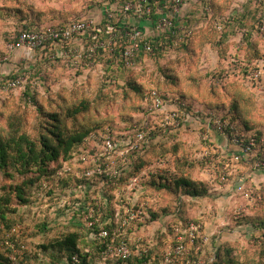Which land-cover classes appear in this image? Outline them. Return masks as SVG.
Listing matches in <instances>:
<instances>
[{"label":"trees","instance_id":"16d2710c","mask_svg":"<svg viewBox=\"0 0 264 264\" xmlns=\"http://www.w3.org/2000/svg\"><path fill=\"white\" fill-rule=\"evenodd\" d=\"M114 1L106 0L99 5L101 7ZM119 1L125 3L128 0ZM243 1L245 4H242L240 0H197L196 5L199 6L197 14L187 17L182 12L177 19L171 17L174 23L173 29L156 33L154 26L164 0H151L150 15L141 17L131 13L134 20L129 25H127L128 17L121 14L114 21L103 20L97 31L90 36L75 39L73 43L55 45L47 43L33 53L24 52L27 61L15 63L13 69L6 71L2 65L8 61L11 62V58L15 57L17 53L10 46L15 44L23 33L42 32L48 27L65 26L85 17L67 22L42 24L28 21L22 16L18 18L20 17L19 13L14 10H12L14 18L13 15L12 18H6L0 10V22L3 23L0 25L7 30L4 33L0 31V86L5 87L18 79L25 80L23 85L15 91L9 90L17 93V96L12 94L6 99L1 96L3 92L0 90V102H2L0 105V224H10L11 216L17 212L15 205L29 208L33 204L41 202L46 205L47 210L41 231L47 233L46 231L50 228L48 224L51 219L50 212H54V208L57 212L69 211L70 217L74 220L70 218L74 222L70 226L77 230L61 235L48 246H42L45 251L52 253V264H121V262L111 261V257L106 255L107 246L98 240L101 229L99 227L88 229L82 225L87 209L97 208V203L105 204L104 198H107L105 214L112 217L118 205L114 192L128 186L135 178L141 181V189L137 191L140 196L148 195L149 192L160 195L169 192L176 196L182 195L196 200L208 198L211 190L214 189L211 180L209 178L208 182H206L207 180H196L191 173L197 169V165L206 168L207 173L216 163L223 167L227 165V162H232L231 164L237 166L234 161H231L234 150L229 148L228 151L221 154L214 152L202 163L196 162L195 156L198 153L200 158L206 149L219 150L212 140L211 129L205 125L204 129L209 131L208 138L206 141H202L197 138L198 131L193 127H184L175 131L169 125L162 128L163 114L158 118L146 114L145 99L148 93L154 89L160 91L165 100L169 96L172 100L186 103L192 117L200 118L201 116L197 113L202 111L204 114L202 119L209 117L210 113L227 119L229 126L226 129L225 138L229 146L236 137L246 145L254 142L253 161L245 159L240 165H254L257 161L264 162V123L255 118L258 109L256 98L259 97L258 99L263 102L264 93L258 90L259 82L251 83L253 72L264 64V52L259 50V44L256 42L258 38L264 37V0L260 4L259 0ZM89 16L92 14L86 17ZM6 22L9 23L6 24ZM125 25L129 29H132L133 25L143 29L147 33L146 42L150 43L154 49L151 58L144 55L138 58L136 68L139 66L142 69L144 65L154 61L155 67L172 86H179L181 79L174 74L173 64H163L164 62L182 64L187 67L185 59L177 57L179 54H186L191 59H196L197 63L201 56L203 64L205 56L202 53L206 54V51L217 48L220 63L215 68L207 69L205 77L208 78L211 87L220 88V92H213V97L218 101L203 103L195 98L192 91L184 93L169 90L159 85L162 82H159V86L156 88L148 90L144 84L131 76L135 69L126 67L124 52L130 42L124 40L112 54L109 49H100L92 63H94L95 69L102 73L100 78L101 97L110 98L108 96L110 89L117 87L121 89L123 98L128 101L138 99L140 106L136 109L134 107V109L139 116L137 118L128 116L129 119H124L125 124L122 126H115L112 123L104 125L100 120H94V103H91L87 98L80 99L78 102H69L63 93L68 87H74L84 82V79L81 78L89 75L85 71L89 70V65L82 66L81 64L77 69H70L68 64H72L74 58L73 56L64 57L62 53L67 50L71 51L75 46L81 44L86 46L94 38L102 39L107 36L110 30L119 29ZM15 29L19 31L15 34L11 33ZM236 39H241V41L244 39L243 42L248 45L250 51L244 58L239 56L242 52L244 53L242 45L237 46V52L233 54L231 43ZM177 59L182 60L181 63H178L179 60L176 62ZM72 70L75 71V74ZM198 73L196 72V76L190 78L200 85L203 77ZM17 90L20 91L16 92ZM106 90H108L107 94L104 93ZM57 95L59 98L55 100ZM262 95L263 98L260 97ZM15 101H18V104L13 112L8 114L3 111L6 107H12V104L14 106ZM30 111L36 113V123L32 132L28 131ZM1 121L5 123L3 124ZM142 122H144V126H142ZM135 125H141L143 131L146 126H149L152 129V134H147L146 141L140 151L130 154L129 168L123 171V176L119 180L110 178L105 184H102L98 178L94 180L80 179L68 177L69 175L65 173L64 169L71 166L76 155L87 149L85 139L92 132L111 127L119 140L122 137L136 135ZM186 132H191L196 139L195 145H189L187 148L177 139L179 134ZM183 147L186 149H184L187 152L186 155L180 154L183 152ZM240 155H243L242 151H240ZM162 161H167L165 172L160 166ZM45 184L51 186L50 191L45 189ZM84 185L89 189L80 194L78 198H71L63 207L64 201L57 193L78 190ZM133 191L134 189L129 193L132 199L135 197V191ZM101 193L104 198L100 197ZM138 203L140 204V202ZM170 208L169 206L167 210ZM151 211H145L128 228L127 240L133 252L132 264H166L154 241L147 248L148 252L144 254L143 244H137V240L133 237L134 233L140 235V231H143L142 227L157 218V214L151 213ZM37 217L39 216L37 215ZM184 221L186 222V220ZM260 225L264 226V221ZM187 226L188 222L181 224L180 227L176 225L172 227L171 235L174 236V245H177V239L180 236L184 238L185 242H188ZM105 228L113 231L116 229V225L113 222ZM149 241L147 240L145 245H148ZM13 243L16 249L17 247L20 250L23 248L19 243L18 235L13 238ZM10 250L14 252L9 247L0 248V264H35L30 261L28 256L24 260L18 258L17 262H14L10 258ZM259 251L260 260L256 264H264V245ZM15 257L17 258V256ZM227 257L229 258H225L218 252L213 264H245L239 259L230 258L229 253Z\"/></svg>","mask_w":264,"mask_h":264},{"label":"rangeland","instance_id":"374dc122","mask_svg":"<svg viewBox=\"0 0 264 264\" xmlns=\"http://www.w3.org/2000/svg\"><path fill=\"white\" fill-rule=\"evenodd\" d=\"M104 1L106 0H0V10L6 18H12V10H14L19 13L20 17L18 18L22 16L28 21L48 24L67 22L83 17L87 18L86 16L89 14L94 15L98 13L103 7H100L99 4H102ZM240 1L242 4H245L243 0ZM130 20H134L133 17ZM8 23L6 22V24ZM0 24L3 23L0 22ZM0 31L4 33L7 30L3 29L2 25H0ZM18 31L15 29L11 33L15 34ZM243 40L236 39L231 45L233 47V54L237 52V46L242 45L244 53L242 52L239 56L244 58L249 54L250 50ZM256 42L259 44V50L263 53L264 37L258 38ZM202 55L205 56L203 64L201 56H199L197 63L196 59H191L189 55L179 54L177 57L185 59L188 68L185 65L169 63L168 61L163 63L173 64L174 69L172 70L174 74L181 79L179 86L169 84L160 70L155 67L154 61L147 63L142 69L139 66L134 68L135 71L131 76L144 84L148 90L160 85L163 88L177 92L190 93L192 91L195 98L203 101V103H216L218 100L213 97V92H220V88L211 87L208 78L205 77L207 76L205 71L215 68L220 63L219 50L212 48L206 51V54L202 53ZM24 56V53H16V56L11 58L12 61L6 62V64L2 65V68L5 71L13 69V64L27 61ZM179 59L175 61L178 62ZM181 61L179 60L178 63H181ZM94 66V63H91L88 66L89 70H85L89 75L81 78L84 79L82 84L75 85L74 87L70 86L63 93L69 102H78L80 99L87 98L91 103H94V120H100L104 125L112 123L115 126H122L125 124L124 119H129L128 116L137 118L139 114H137L135 109L140 106V102L138 99L128 101L126 98H123L121 89L117 87L111 88L108 94L110 98L101 97L100 78L102 77V73L97 71ZM68 67L70 69H77L73 63L68 64ZM72 72L75 74L74 70ZM196 72L203 77L200 85L191 80L192 76H196ZM159 82L162 83L158 85ZM0 90L3 92L1 96H4L6 99L15 94V92H10L1 86ZM19 91L17 90L16 92ZM107 91H104V93L107 94ZM16 94L13 96H17ZM114 97L115 99H113ZM260 97L263 98V95ZM57 98H59V95L55 97V100ZM258 98H256L258 109L255 118L259 122L264 123V101L262 102ZM15 102L14 106L12 104V107H6L3 111L8 112V114L13 112L17 108L16 104H18V101ZM1 104L2 102H0ZM30 112L28 131L32 132L36 123V113L34 111ZM1 123L4 124L5 122L1 121ZM178 136L177 139L179 142L185 144L186 148L189 145H195L196 139L191 132L182 133ZM184 149L185 147H183V152H180V154H187L186 149ZM198 156L199 153L195 156L196 162L202 163L204 160H200ZM223 167L216 163L210 171L214 169L215 173H219L224 169ZM161 169H164L163 172H165L167 167L161 166ZM210 171L207 173L206 168L197 165V169L191 174L196 180H207L206 182H208V178L211 180L212 177L208 175ZM226 172L231 174L228 182L221 184L214 177L215 180L213 182L210 181L214 189L211 190L208 198L198 200L182 195L176 196L169 192L168 194L163 193L161 195L149 192L148 195L140 196L137 191L141 189V181H138V185L134 189L135 192L133 191L135 197L132 199L129 194L130 191H128L126 195L127 201L131 205L135 204V200L140 202V204H144L146 212L152 210L151 213L155 212L157 218L153 222L151 221L146 226H143V231H140V235L137 233L133 234V237L137 240V244H143L142 247L145 250L154 241L157 245L156 247L159 249L161 258H164L165 261L168 251L174 245V236L173 234L171 235L172 227L174 225L180 227L181 224L195 222L201 226V238L196 242L195 248L188 249V254L181 258H191L195 264H213L216 261V254L220 252L225 258H229L227 257L229 253L230 258L239 259V261L245 264H256L260 260L258 255L259 250L264 245V226L260 225L264 221V168L255 169L254 165L251 164L237 166L230 164ZM240 186L243 190H239ZM117 193L118 191L114 192L116 195ZM57 194H59L63 201L73 199L75 196L73 190H69L66 193L58 192ZM100 197L104 198L102 193ZM113 201L115 202L116 200ZM122 201L124 202L125 200L123 199ZM117 203L120 205V201H117ZM43 204L37 202L29 208L15 205L17 212L11 216L10 224H5L6 229L17 227L19 243L23 246L21 250L18 247L17 249L15 248V252L10 250V258H16L15 256H17L16 262L18 258H23L24 260L28 256L30 261L35 264H52V253L45 251L42 246H48L61 235L77 230V228L70 226L74 222L70 220L68 210V212L62 213V211L57 212L54 208V212L56 211L57 213L50 212L51 219L48 221L50 228L46 231L47 233L42 232L43 218L47 213L46 205ZM169 206L171 208L167 210ZM151 207L152 209H150ZM147 240L150 241L148 245H145ZM5 251L7 252V250Z\"/></svg>","mask_w":264,"mask_h":264},{"label":"built area","instance_id":"2783aa9c","mask_svg":"<svg viewBox=\"0 0 264 264\" xmlns=\"http://www.w3.org/2000/svg\"><path fill=\"white\" fill-rule=\"evenodd\" d=\"M193 1L164 0L158 12V20L155 22L154 32L161 33L172 30L174 23L171 17L179 18L183 12L182 10ZM258 2L260 4L263 0H259ZM131 13L141 17L150 15L151 0H128L125 3H121L119 0H115L112 3L109 2L98 13L81 20L73 21L65 26L57 28L48 27L42 32H25L10 48L17 53L26 52L29 54L44 47L47 43L54 45L59 43H73L75 39L90 36L93 32L97 31L103 20L114 21L120 14L126 18L128 17L127 25L131 24ZM127 25L121 26L119 29L110 30L107 36L102 39L94 38L86 46L81 44L80 46H75L71 51L67 50L61 53L67 58L73 56V64L75 67L81 64L90 65L100 49H109L110 54H112L122 41L129 40L130 44L124 52V59L126 67L134 69L136 68L138 58L141 55L151 58L154 54V49L150 43L146 42L147 33L145 31L134 25L132 29H129ZM24 81V79H18L4 88L16 90L23 85ZM256 82L260 83H258V90L264 93V64L260 65L251 76V83L255 84ZM145 103L146 114H150L153 118H158L161 114L164 115L161 123L162 128H166L169 125L175 131L184 127H193L198 131V138L206 141L209 131L205 130L204 127L207 125V128H210L217 135L226 136V129L229 126V122L222 116L210 113L209 117L207 116V118L202 119L204 114L202 111H199L197 114L201 116L200 118L192 117L191 112L188 110L189 106L186 103L179 100H172L169 96L165 100L163 94L155 89L148 93ZM142 123V126H144V122ZM134 129L136 135L133 137H122L119 140H117L115 131L111 127H106L102 131L92 132L85 139L87 149L79 155H76L71 166L64 169L65 173L69 175L68 177H77L80 179L94 180L98 178L102 181V184H105L110 178L119 180L123 176V171L129 168L130 154L140 151L143 148V143L146 141L147 134H152V129L149 126H146L144 131L141 125H135ZM253 146L254 142L246 145L238 137L234 138L230 146L234 150L231 161H234L237 165H240L245 159L247 161H253ZM220 150V148L219 150H215L214 148L211 150L206 149L200 156V160H205L214 152L218 154L224 153ZM240 151H242L243 155H240ZM231 163L227 162V165L219 173H215L214 169L210 171L208 175L210 177L212 176L211 181L213 182L215 177L221 184H226L231 175L226 172V169ZM165 165V161H162L160 164V166ZM254 168H264V162L257 161L254 164ZM138 181V178H135L128 186L126 185L118 191L116 196L117 201H120V205L117 206L116 212L112 217H108L105 214L107 198H104L105 204L97 203V208L87 209V214L83 217L82 221V225L88 229L93 227H99L101 229L98 240L107 246L106 255L111 257V261L121 262V264H132L133 252L127 241L126 233L130 225L137 221L146 211L144 204H139L135 200V204L131 205L127 201V198L124 199L128 191L136 188ZM80 188L73 190L75 193L73 198H78L79 194H83L89 189L85 185ZM45 189L50 191L51 186L45 184ZM239 190H243V188L240 186ZM123 199L125 200L124 202L122 201ZM69 201L65 200L63 207ZM70 218L73 220L72 217ZM113 222L116 225V229L111 231L105 228V226L113 224ZM16 235H18L17 227L6 229L4 224H0V248L9 247L15 252L13 238ZM201 235V226L195 222H189L187 226L188 242H185L184 238L180 236L177 239V245H173L168 251L167 258H165L166 263L195 264L191 258L181 257L188 254V249L195 248L196 242L201 238ZM147 252L148 250L145 249L144 254ZM11 259L14 262L16 261V258Z\"/></svg>","mask_w":264,"mask_h":264},{"label":"crops","instance_id":"0c3cea01","mask_svg":"<svg viewBox=\"0 0 264 264\" xmlns=\"http://www.w3.org/2000/svg\"><path fill=\"white\" fill-rule=\"evenodd\" d=\"M197 0H194L192 3H190L186 8H184V15L185 16H193L197 14L196 12L199 10L198 5H196ZM212 140L214 143L218 146V148L221 149V151H228L230 148L229 144L227 143V140L225 137L217 135L216 133L212 132Z\"/></svg>","mask_w":264,"mask_h":264}]
</instances>
